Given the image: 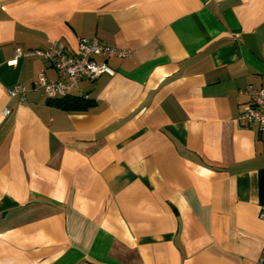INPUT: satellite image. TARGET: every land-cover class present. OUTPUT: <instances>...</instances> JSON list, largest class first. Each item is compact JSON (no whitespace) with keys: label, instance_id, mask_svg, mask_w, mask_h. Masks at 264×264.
<instances>
[{"label":"crops","instance_id":"1","mask_svg":"<svg viewBox=\"0 0 264 264\" xmlns=\"http://www.w3.org/2000/svg\"><path fill=\"white\" fill-rule=\"evenodd\" d=\"M84 37L130 54L66 109L33 89L66 77L15 53ZM249 86L264 87V0H0V264H264Z\"/></svg>","mask_w":264,"mask_h":264},{"label":"built area","instance_id":"2","mask_svg":"<svg viewBox=\"0 0 264 264\" xmlns=\"http://www.w3.org/2000/svg\"><path fill=\"white\" fill-rule=\"evenodd\" d=\"M129 54V50L105 43L97 37H84L80 39L78 49L75 52H68L65 45L55 43L46 49L23 51L18 48L15 56L19 58L21 56L39 55L52 62L66 77V81H49L45 73H40L33 89L43 90L48 98L57 99L68 96L83 77L95 80L105 73L114 75L115 70L107 63V60L114 56L126 57ZM99 57L104 59L99 61ZM8 91L10 97L20 96L24 100L30 89L18 83ZM240 92L247 94L249 101L246 103L239 121L248 126L255 125L260 131H264V87L249 86ZM10 113V108H5L3 111L4 115ZM260 215L264 219V207L261 209Z\"/></svg>","mask_w":264,"mask_h":264},{"label":"trees","instance_id":"3","mask_svg":"<svg viewBox=\"0 0 264 264\" xmlns=\"http://www.w3.org/2000/svg\"><path fill=\"white\" fill-rule=\"evenodd\" d=\"M58 103H61V105L66 108V109H71V108H75V109H80V108H85L88 106V104L91 101H88L84 98L81 97H71V96H67V97H63L62 99H58L56 100Z\"/></svg>","mask_w":264,"mask_h":264}]
</instances>
